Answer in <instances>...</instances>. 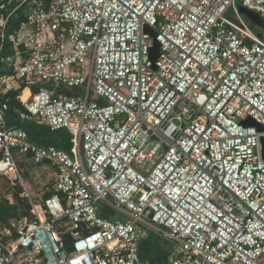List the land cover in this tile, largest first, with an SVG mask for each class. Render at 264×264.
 Listing matches in <instances>:
<instances>
[{
	"label": "built area",
	"instance_id": "1",
	"mask_svg": "<svg viewBox=\"0 0 264 264\" xmlns=\"http://www.w3.org/2000/svg\"><path fill=\"white\" fill-rule=\"evenodd\" d=\"M48 1L15 75L27 116L72 147L33 143L1 104L0 175L22 179V155L54 194L0 225V264H147L138 225L177 243L171 264H264V131L242 123L264 126V39L240 13L264 18V0Z\"/></svg>",
	"mask_w": 264,
	"mask_h": 264
},
{
	"label": "crops",
	"instance_id": "2",
	"mask_svg": "<svg viewBox=\"0 0 264 264\" xmlns=\"http://www.w3.org/2000/svg\"><path fill=\"white\" fill-rule=\"evenodd\" d=\"M48 0H0V76L5 77V81L0 84V95L6 94L10 90L20 89L22 83L16 78V70L19 62L27 56L25 48L17 42V33L26 22V17L29 10L33 6L42 5L48 6ZM241 16L247 24L253 29L257 35H262L264 39V24L255 26L242 14ZM261 37V36H260ZM28 89L25 87L22 92ZM29 90V89H28ZM30 92V91H29ZM26 94V93H25ZM27 94L25 95V97ZM10 104L9 100H6ZM21 101V100H20ZM2 103V102H1ZM0 103V105H1ZM22 103V102H21ZM29 122V123H28ZM30 122H33L32 128L48 134V137H43L39 132H34V137L28 132L26 127H30ZM6 125L8 127H20L27 131L33 143L39 145H54L65 150H70L72 147L71 133L66 129L53 131L45 124L38 122L34 118H30L27 114L21 113L19 109L10 108L6 114ZM109 211V210H108ZM114 215V212H107ZM154 232V231H153ZM178 252H176L177 254ZM175 254V255H176ZM168 254L161 251L159 243L154 240L153 236L143 238L140 243V258L147 264H171L172 260H168ZM173 258V257H172Z\"/></svg>",
	"mask_w": 264,
	"mask_h": 264
},
{
	"label": "rangeland",
	"instance_id": "3",
	"mask_svg": "<svg viewBox=\"0 0 264 264\" xmlns=\"http://www.w3.org/2000/svg\"><path fill=\"white\" fill-rule=\"evenodd\" d=\"M34 132H39L44 138L49 136L41 131L32 128V137H34ZM36 139V138H35ZM37 141V139L35 140ZM38 144V143H36ZM19 161V171L22 179L16 175H0V196L8 198L10 202H13V194L15 193L17 187L21 186L24 189L23 196L28 197L30 200L36 204L44 203V194L53 188V175L51 169H42L32 163L30 160H25L22 155H18ZM15 183V184H14ZM101 212H114L115 214L111 216L110 219L123 220L124 215L120 211H116L110 206H105L103 202L100 203ZM109 210V211H108ZM138 230L141 235V240L146 237L153 236L154 240L159 243V248L161 251H165L168 254V260H172L176 252L179 251V246L177 243L162 237L159 233L153 232L144 225H138Z\"/></svg>",
	"mask_w": 264,
	"mask_h": 264
},
{
	"label": "trees",
	"instance_id": "4",
	"mask_svg": "<svg viewBox=\"0 0 264 264\" xmlns=\"http://www.w3.org/2000/svg\"><path fill=\"white\" fill-rule=\"evenodd\" d=\"M25 87H26V85L22 84L20 89L10 90L4 95H0V103L1 102L2 103L7 102L6 100H9V102H10L9 109L10 108L19 109V111H21V113L27 114V110L24 108V106L22 105V103L19 99L20 93ZM26 92H27V89H25L22 92V99L25 98ZM30 124H31V126L26 127V128H27L28 132L31 134V128H32V125L34 123L30 122ZM44 126H46V125H44ZM47 127L49 128V126H47ZM29 139H30V137H29ZM30 141H32V140L30 139ZM2 156H3V152L0 151V159L2 158ZM23 193H24L23 187H21V186L17 187L15 193L13 194V199H14L13 202H10V200L8 198H4V197L0 196V225L4 226V227H9L14 233L16 232V229H15V227H13L11 225V222L13 220H21L24 218L31 219L34 217V215L32 213L33 206L31 204V200L28 197L23 196L22 195ZM53 194H54L53 189L50 191H47L44 194V203L43 204H45V200L47 198L51 197ZM101 214L103 216H106V217L112 216L111 214L110 215L107 214L106 211L104 213L101 212ZM64 239L68 245L71 244V237L69 234H65Z\"/></svg>",
	"mask_w": 264,
	"mask_h": 264
},
{
	"label": "water",
	"instance_id": "5",
	"mask_svg": "<svg viewBox=\"0 0 264 264\" xmlns=\"http://www.w3.org/2000/svg\"><path fill=\"white\" fill-rule=\"evenodd\" d=\"M240 13L244 17H246L249 21H251L252 24L255 26H262L264 24V18L259 13L245 6H240ZM145 31L149 33L150 36L154 39V43L150 48V58L153 61L154 68H156L155 62L160 55V42L157 41L156 39L157 33L153 29L146 27ZM259 36L263 37L262 35ZM242 123L245 126H256L260 131H264V126H262L259 122H257L252 118L244 120ZM261 143H262V158L264 160V136L261 137Z\"/></svg>",
	"mask_w": 264,
	"mask_h": 264
},
{
	"label": "bare ground",
	"instance_id": "6",
	"mask_svg": "<svg viewBox=\"0 0 264 264\" xmlns=\"http://www.w3.org/2000/svg\"><path fill=\"white\" fill-rule=\"evenodd\" d=\"M26 94H27V96L23 99V100H26L28 97H29V95H30V92H29V90L27 89V92H26ZM41 215V214H40ZM42 216V215H41ZM43 217V216H42Z\"/></svg>",
	"mask_w": 264,
	"mask_h": 264
}]
</instances>
